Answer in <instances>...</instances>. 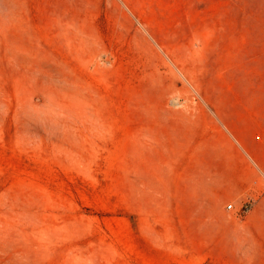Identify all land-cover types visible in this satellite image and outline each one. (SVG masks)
<instances>
[{
	"label": "rangeland",
	"instance_id": "obj_1",
	"mask_svg": "<svg viewBox=\"0 0 264 264\" xmlns=\"http://www.w3.org/2000/svg\"><path fill=\"white\" fill-rule=\"evenodd\" d=\"M263 101L264 0H0V264H264L222 120Z\"/></svg>",
	"mask_w": 264,
	"mask_h": 264
},
{
	"label": "crops",
	"instance_id": "obj_2",
	"mask_svg": "<svg viewBox=\"0 0 264 264\" xmlns=\"http://www.w3.org/2000/svg\"><path fill=\"white\" fill-rule=\"evenodd\" d=\"M260 104H264V101ZM222 120L223 127L229 134L226 140L229 164L223 174L227 192H223V196L237 199L247 196L253 197V201H262L264 199V105H244L238 111L227 110ZM230 137H233L234 141ZM240 201V204L246 202ZM16 245L15 232L14 249H10L14 263L4 264H19Z\"/></svg>",
	"mask_w": 264,
	"mask_h": 264
},
{
	"label": "built area",
	"instance_id": "obj_3",
	"mask_svg": "<svg viewBox=\"0 0 264 264\" xmlns=\"http://www.w3.org/2000/svg\"><path fill=\"white\" fill-rule=\"evenodd\" d=\"M247 202H249V201H246L245 204H242L240 207L239 213L241 215H244L247 212V204H248ZM228 208H232V204H229Z\"/></svg>",
	"mask_w": 264,
	"mask_h": 264
}]
</instances>
